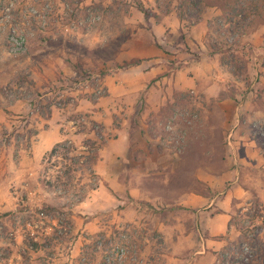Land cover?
<instances>
[{
	"label": "rangeland",
	"instance_id": "374dc122",
	"mask_svg": "<svg viewBox=\"0 0 264 264\" xmlns=\"http://www.w3.org/2000/svg\"><path fill=\"white\" fill-rule=\"evenodd\" d=\"M222 1L188 0L187 7L178 5L179 15L186 27L208 6L223 10ZM132 5L144 10L138 0H0V264H9L13 255L23 264L161 263L170 241L158 231L159 221L193 226L196 215L182 203L187 193H221L205 186L197 172L203 166L224 169L220 157L233 140V125L222 140V120L231 115L207 109L218 96H206L202 85L175 90L158 109L157 76L135 92L110 91L109 78L128 73L135 64L153 66L152 58H123L145 42L126 41L133 32H144L142 24L131 22ZM223 13L211 21L207 41L228 75L223 94L247 92L251 101L255 97L248 92L257 87L261 106L264 83H256L259 67L252 57L259 50L253 41H264V13L240 38ZM245 109L237 111L238 117L246 116ZM54 122L64 135L60 142L71 141L73 154L98 153L90 168L61 157L44 160L51 149L29 159L36 135ZM123 130L137 148L135 162L108 153L109 141ZM131 163L140 167L127 172ZM245 174L253 186L264 184V169L248 166ZM113 176L139 188L140 198L133 201L138 212L131 209L130 216L141 215V222L121 220L132 200L121 189L116 206L94 208L93 193ZM257 213L260 217L253 221ZM263 220L264 202L253 189L249 202L238 204L233 213L240 236L216 264H239L232 257L240 247L263 253Z\"/></svg>",
	"mask_w": 264,
	"mask_h": 264
},
{
	"label": "crops",
	"instance_id": "0c3cea01",
	"mask_svg": "<svg viewBox=\"0 0 264 264\" xmlns=\"http://www.w3.org/2000/svg\"><path fill=\"white\" fill-rule=\"evenodd\" d=\"M138 1L144 10L132 5L131 12L134 17L131 22L137 21L142 24L141 30L144 32L141 34L133 32L132 37L130 36L126 41L145 42L140 43L139 46L137 43L132 50L125 53L123 58L127 60L152 58L153 66L150 69H145L144 64H135L131 66L128 73H120L109 78L110 91L135 92L142 88L143 84L146 85L157 76L158 109L167 104L168 101L166 103L161 101L166 99L167 94H171L175 90L201 89L202 85L201 90L206 96L219 97H214L213 106H209L207 109L213 108L223 114L231 115L228 119L222 120L223 142L228 130L233 125V132L229 134V137L233 135V140H229L226 149H223L224 155L220 157L224 169H210L208 166H203V171H197L202 173L200 178L205 186L214 191L220 190L221 193L217 197H211L210 194L202 192H188L182 203L195 213V225L192 226L189 223L184 226L161 219L158 227V231L162 232V235L170 241L168 247L170 250L168 254H164L162 262L157 264H216L219 261V254L228 249V244L235 237L240 236L237 227L232 223L236 206L248 203L253 189L256 190L259 200L264 202V184L253 186L251 184L253 182L248 181L245 174L248 166L261 171L264 169V132H262L264 104L258 105L260 90L255 87L248 92L249 96L256 98L251 101H248L245 96L247 92L243 96L242 91H237L233 96L223 94L225 91L228 92V88L225 89L222 82L228 78V75L219 60H216V55L210 53L207 44L211 32V21L223 13L218 5L208 6L197 21H188L189 25L185 27L186 20L180 17L178 5L183 3L184 7H187L188 0ZM126 20L129 22L130 18L126 17ZM253 42L254 49H259V52L256 51L252 57L259 67L256 83L263 84L264 41ZM194 45L199 48L200 55L194 53ZM188 47L192 52H188ZM117 77L121 78L118 83L115 82ZM243 98L245 100L241 103ZM169 102L173 103L174 101L170 99ZM244 107L247 108L245 109L246 116L238 117L237 111ZM207 122L210 125L209 119ZM63 136L58 123L49 124L47 129L36 135L34 151L29 159L33 157L31 159L35 160L52 149L63 140ZM133 142L130 134L123 130L109 141L110 150L107 152L111 154L110 157L115 159L122 155V158L128 159L129 163L130 161L135 162L137 148L133 146ZM118 147H121L120 151ZM104 156H106V151L101 155V158ZM138 167L140 166H134L131 163L127 172ZM157 168L162 167L157 166ZM110 172L116 173V170L115 172L110 170ZM118 189H121L128 199H132L125 206L121 220L141 222L143 219L141 215L130 216L131 209L138 212V207L133 204V201L140 198L137 195L139 188H135L132 182L119 180L116 176L109 178L103 187L99 186L93 193V198L96 201L94 208L102 210L116 206V202L119 201L118 195H115ZM101 196L104 197V201L101 200ZM167 217L170 219L169 215ZM90 223L91 228L98 230L95 223L92 221ZM19 260L13 255L9 264H23Z\"/></svg>",
	"mask_w": 264,
	"mask_h": 264
},
{
	"label": "trees",
	"instance_id": "16d2710c",
	"mask_svg": "<svg viewBox=\"0 0 264 264\" xmlns=\"http://www.w3.org/2000/svg\"><path fill=\"white\" fill-rule=\"evenodd\" d=\"M190 2L191 5L199 7V4L195 1ZM221 5L223 6V14L225 19L229 22V24L231 25V29H233V33L238 36V38L242 37V35L247 32V29L250 28V26H252L264 13V0H223L221 2ZM238 6H240V8ZM237 17L240 18L235 22L234 19ZM69 144H71V141H63L57 143L49 151L47 156L44 157V160L61 157L62 159L73 162V164L82 165L83 163L85 167L90 168L91 163H93V161L98 158V153L94 150H91L90 154L87 156H76L75 154H73L72 148H70ZM91 145V143H88V147H91ZM84 158H89L90 162L84 163ZM70 166L71 165L69 164L66 165V168H69L65 171L66 174H69V172L71 171ZM48 182L50 184L52 183L51 180H49ZM259 217L260 215L258 213L254 214L252 220L254 221ZM258 232H260V230L256 231L255 233L258 234ZM224 256H226V254H224ZM233 256L234 257H232V260L236 262L239 261V264H258V261L263 262L264 260V252L261 253L259 250H249L246 247L238 248L234 252Z\"/></svg>",
	"mask_w": 264,
	"mask_h": 264
},
{
	"label": "built area",
	"instance_id": "2783aa9c",
	"mask_svg": "<svg viewBox=\"0 0 264 264\" xmlns=\"http://www.w3.org/2000/svg\"><path fill=\"white\" fill-rule=\"evenodd\" d=\"M122 258H120V260H121Z\"/></svg>",
	"mask_w": 264,
	"mask_h": 264
}]
</instances>
